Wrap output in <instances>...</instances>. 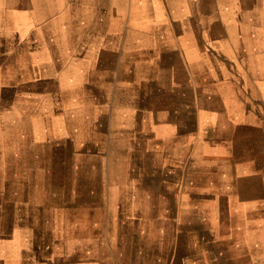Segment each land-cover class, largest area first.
Instances as JSON below:
<instances>
[{
  "label": "crops",
  "instance_id": "0c3cea01",
  "mask_svg": "<svg viewBox=\"0 0 264 264\" xmlns=\"http://www.w3.org/2000/svg\"><path fill=\"white\" fill-rule=\"evenodd\" d=\"M0 264H264V0H0Z\"/></svg>",
  "mask_w": 264,
  "mask_h": 264
}]
</instances>
